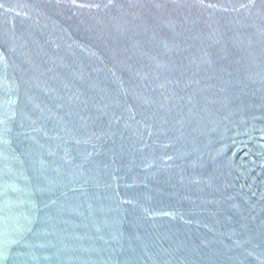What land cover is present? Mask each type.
<instances>
[{
	"label": "water",
	"instance_id": "95a60500",
	"mask_svg": "<svg viewBox=\"0 0 264 264\" xmlns=\"http://www.w3.org/2000/svg\"><path fill=\"white\" fill-rule=\"evenodd\" d=\"M0 264H264V0H0Z\"/></svg>",
	"mask_w": 264,
	"mask_h": 264
}]
</instances>
